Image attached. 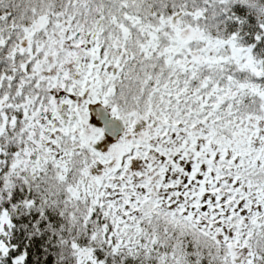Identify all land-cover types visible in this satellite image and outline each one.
I'll return each instance as SVG.
<instances>
[{"label": "snow or ice", "instance_id": "snow-or-ice-1", "mask_svg": "<svg viewBox=\"0 0 264 264\" xmlns=\"http://www.w3.org/2000/svg\"><path fill=\"white\" fill-rule=\"evenodd\" d=\"M0 264H264V0H0Z\"/></svg>", "mask_w": 264, "mask_h": 264}]
</instances>
